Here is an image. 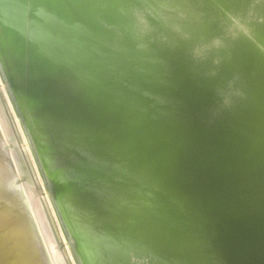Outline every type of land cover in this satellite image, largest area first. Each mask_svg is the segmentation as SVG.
<instances>
[{
    "label": "bare ground",
    "instance_id": "bare-ground-1",
    "mask_svg": "<svg viewBox=\"0 0 264 264\" xmlns=\"http://www.w3.org/2000/svg\"><path fill=\"white\" fill-rule=\"evenodd\" d=\"M212 1L0 0V55L6 61L5 71L7 69L12 77L20 78L23 85L17 87L20 92L19 100L16 99L18 108L13 103L11 106L15 112L22 113L30 136V140L28 137L23 140L15 131L14 142L17 140L20 147L16 150L24 161L27 160L24 149L27 143L39 154L45 178L42 174L39 184L36 181V192H40L41 197L42 185L49 184L53 208L57 204L56 198L62 207H58L59 214L63 210L68 213L69 231L74 237L71 250L77 251H72L74 264H206L208 258L205 254L213 252L219 243L228 247L231 258L238 264H264V188L258 189L262 184L264 186V158L260 165H257L258 160H253L264 149V135H248L235 127L243 115L237 112L240 102H257L248 99L246 94H239L233 85L220 84L222 76L244 72L225 70L228 63L224 53L213 45H206L210 41L226 43L241 31L237 24L234 26L227 17L221 16L220 6L237 16L241 26L249 29L254 26L251 23L255 21L252 8L248 6L253 0H217V5ZM78 3L82 4L80 15L76 12ZM261 6L264 11V1ZM85 10L92 11L94 18H90ZM177 28H188L192 32L181 38ZM92 39L100 49L93 51ZM202 46H207L206 57L217 59V65H212L205 74L203 84L202 80H196L202 87L199 85L200 92L198 86L195 87L199 94H195L196 99L191 98L192 101L193 88L187 86L193 78L187 70L197 58H189L197 57V51L193 49ZM181 49L188 50L186 54L193 50L195 54L192 51L188 54L190 57L185 53L182 56L185 50ZM121 65L126 66L125 72L136 75L141 72L140 78L144 77L142 80L148 83V89L140 94L142 107L134 106L138 110L130 108L126 112L116 104L119 109H124V116L119 110L120 115L111 111L122 86ZM183 74L185 77L189 75L188 82L179 79ZM126 78L128 75L123 74L122 80L132 81V77ZM193 80L195 82V77ZM185 82L187 86L183 84ZM158 87L162 90L155 93ZM100 88L103 91L116 89L117 94L114 92L115 96H112L109 91L111 96H104L108 91L103 95L98 92ZM77 93L83 97L77 98ZM73 95L76 98H71ZM2 101L9 116L11 110L5 99ZM52 102L56 104L49 105ZM46 106L48 108L44 111L38 109ZM111 113L116 116L113 121L108 118ZM146 120L151 124L149 127ZM23 132L25 135L24 127ZM43 137L53 141L54 144L49 142L54 146H47L49 143ZM255 139V149L252 157L247 159L248 165H239L233 175L223 170L222 164L216 163L218 165L211 167L206 165L208 172L213 173L205 175L200 171L204 179L197 176L200 170L197 165L224 160V157H218L230 154L232 150L240 151L248 141ZM217 166H221V170ZM195 167L199 170L193 174L201 184L193 181L199 186H190L192 190L187 191L189 187L185 189L179 183L190 193L189 196L178 186L188 197L177 195L178 199L171 198L170 202L166 195L163 196L166 197L164 200L167 199L163 200L164 203L155 202L156 196L163 195L166 189L168 196L171 194L169 179L177 174L191 178L185 181L190 182L188 186L192 185L191 181L195 179L187 175ZM225 168L228 170V166ZM188 169L191 173H184ZM12 171L11 164L0 157V219L10 224L9 229L1 234H9L16 240L13 245L6 244L2 251L4 245L0 239V264H39L34 261V252L30 253L28 249L33 247L29 209L24 207L19 193L8 181L7 175ZM216 171L219 172L216 176L221 175V181L214 176L217 182L210 184L215 180L211 181V176ZM255 175L261 177L260 182ZM141 190L149 192L143 191L142 194ZM159 192L163 194L159 195ZM180 192L174 193V197ZM114 194L119 195L114 198L117 202L123 204L124 200L126 206L130 201L132 203L128 208L118 203L121 208H115L111 215L107 212L95 216L83 228H80L82 224L78 225L79 228L75 225L78 223L74 219L78 216L76 214L82 211L84 216L94 201L95 208L96 201L100 206L103 197L107 196L109 200ZM41 199L39 204L49 224L48 229H52L54 241L61 243L52 228V215ZM242 200H247L245 205L234 206ZM108 204H103L105 207L102 208L107 209ZM58 208L55 206L54 210ZM74 208L76 214L72 211ZM95 209L92 214L99 213ZM14 231L17 232L13 234ZM104 247L106 252L114 255L113 261L105 256Z\"/></svg>",
    "mask_w": 264,
    "mask_h": 264
},
{
    "label": "rangeland",
    "instance_id": "rangeland-1",
    "mask_svg": "<svg viewBox=\"0 0 264 264\" xmlns=\"http://www.w3.org/2000/svg\"><path fill=\"white\" fill-rule=\"evenodd\" d=\"M212 1V0H211ZM263 1L264 0H253V2H254V4H253V2H252V4H250V5H248L250 8H252V11H251V13L253 14V16H254V19L253 20H255L254 22L252 21L251 23L254 25V26H252V27H250V29L248 28V27H246V26H241L242 24L241 23H239L240 21L238 20V17L237 16H235V15H233L231 12H229L230 10L228 9V8H225V7H222V6H220L221 7V9H220V13L222 14L221 16L222 17H224V18H228L229 19V22H230V24L232 23L234 26L236 25L238 28H239V30H241L240 31V33H238L239 35H237V36H235V37H231L230 39H228V40H226V43H220V42H214V41H210V42H208L206 45L207 46H209V45H213V46H215L216 48H217V50L218 49H220L223 53H224V56H225V60L227 61V63H228V65L226 66V67H224V69L225 70H228V71H242V72H244V73H242V74H236V73H231V74H228V75H226V76H222L221 78H222V81L220 82V84L221 85H223V86H230V85H233L234 86V89L239 93V94H246L247 96H248V99H251V100H253L254 102H257V103H251V104H246L245 102H243V101H241L240 102V104L238 105V107H237V112L240 114H243L242 115V119H241V117L236 121V123H235V127H237L236 129H238L240 132H244V133H246V134H248V135H251V134H260V135H264V120H262V119H264V31H263V29H264V11H261V10H263V8H261L262 6V4H263ZM214 4H216V2H217V0H213L212 1ZM213 4V5H214ZM218 4V3H217ZM216 4V5H217ZM78 7H77V15H80L81 13H82V4L81 3H78ZM220 5V4H219ZM253 6V7H252ZM226 9V10H225ZM225 11V13H224V11ZM88 14H89V16H90V18H94V13L92 12V11H87V10H85ZM168 11H170V13H176L177 14V12H174L173 10H168ZM225 14V15H224ZM229 14V15H228ZM229 16V17H228ZM231 17V18H230ZM235 17V18H234ZM233 18V19H232ZM235 19V20H234ZM152 20V19H151ZM236 20H238V21H236ZM153 21V20H152ZM151 21V22H152ZM250 23V24H251ZM213 25V24H212ZM211 26V25H210ZM214 26V25H213ZM241 26V27H240ZM241 28V29H240ZM188 28H185V30L183 29V28H177V31H178V33L180 32V36H182L181 38H184L186 35L188 36V35H190V33L192 32H190L189 30H187ZM185 32H184V31ZM236 38V39H235ZM207 46H205V48H203V46L200 48V47H197V48H195V49H193L194 51H197V52H195L196 54H197V57H196V55H193V56H189L188 54H190L191 52H189V53H185V52H188V50H186V49H181L182 51H184L183 52V55H182V53H180V51L181 50H179V55H182V56H185V54L186 55H188L190 58L189 59H195V58H197L196 59V61L194 60V62H192V64H193V66H192V68H190L191 67V65H190V67L188 68V70H187V72L189 73V75H190V77H192L193 79H194V77H195V82H196V80L198 81V79H199V81H201L202 82V84H203V79H205L206 77V75L205 74H207V72H209V70H210V68L212 67V65H217V59H215V58H213V57H206V55H205V53H206V51H207ZM123 48H125V47H123ZM92 49H93V51H95V50H98V49H100V45H98L97 43H95L94 42V40L92 39ZM200 50V51H199ZM194 51H193V53H194ZM185 53V54H184ZM192 53V54H193ZM194 53V54H195ZM191 54V55H192ZM188 56H186V57H188ZM195 56V58H193ZM0 104L2 105V107H1V105H0V124L2 125V128H1V125H0V157L2 158V159H4V160H6L7 161V163H10L11 164V168H13V171H12V173L11 172H9V174L7 175L8 176V181H9V184L10 185H13L14 187H15V189H16V191L19 193L18 195H19V198L23 201V203H24V207H26V208H28L29 209V215H30V222H31V225H30V227H31V238H30V241H31V245L33 244V247L32 246H29L28 247V249H29V251H30V253L33 251L34 252V254H35V256H33L34 257V261H36V262H38L39 264H52V262H53V264H74L73 263V260H74V258H73V250H71V248H72V245H73V242H71L72 241V239L74 238L73 237V234L69 231L70 229H69V221H67V219L69 220V218H67V212L66 211H64L65 212V214H66V216L64 215V212L62 211V209H61V211H62V214H63V216L64 217H61V215L59 214L60 213V210H59V208L61 207L59 204H58V201H57V199L56 198H54L55 200V203H57L56 205H54V208H53V203H52V199L53 198H51V196L49 195V193H48V190L50 189V185L49 184H47V185H42V194L43 195H41V197H40V192H36V183L38 182V181H40V177L42 176V174H43V177H44V173H43V167H42V162H41V159H40V157H39V154H37V151H36V149L34 148V146L33 147H29L28 146V143L27 144H25V146H24V149H26L25 151H26V155H27V160H23L20 156H19V153H18V151L16 150V149H20V147H19V143L17 142V140H16V142H14V137H13V133L15 134V131L16 132H18V134H21L20 136H21V138L23 139V140H25L27 137V139L28 140H30V136H29V134H28V130L26 129V127H25V121H23V116H22V113L19 111V110H16V112H17V115H16V112L14 111V109L12 108V103L14 104V107L17 109L18 108V105H17V100H19V94L18 93H20L19 91H18V88L17 87H19L18 86V84H21L22 85V81L20 80V78H18V77H12V75L11 74H9V72H8V70L6 69V71H5V69H4V65H6V61L3 59V55H0ZM199 57V58H198ZM192 60H190V61H192ZM196 62V63H195ZM215 62V63H214ZM1 64H2V66H3V69H2V66H1ZM235 64V65H234ZM127 65V64H126ZM237 65V66H236ZM122 66V67H121ZM121 66H119L118 68L119 69H121V71H123V74H125V77H127V75H128V78H126V79H129V77H130V79H131V77H132V81H126L125 79L124 80H122V75L123 74H121V88H120V90H121V92H120V90H118V94H121V96H122V98H120L121 96H119L116 92H115V90H113V89H109V91H111L112 92V96H115V95H113L114 94V92H115V94H117L116 96H115V102H114V104L113 105H115V106H119V108H121V107H123V108H125V111L127 110L128 111V109L130 110V108H135L134 106H139V108H141L142 106L139 104V99H140V94L143 92H145V90L146 89H148L147 87V82L145 81V79H144V81L142 80L143 78H140V77H142V75H141V72H140V74L139 73H137V75L134 73V74H132V73H130V72H128L127 70H128V68H127V72L128 73H130V74H128L127 72H125V69H126V66L125 65H121ZM196 66V67H195ZM195 68V70H194V68ZM196 68H197V70H196ZM190 69H192V70H190ZM3 70V71H2ZM194 70V71H193ZM198 71V72H197ZM191 72V73H190ZM193 72H194V74H193ZM198 74H197V73ZM127 73V74H126ZM14 75V74H13ZM130 75V76H129ZM133 75V76H132ZM141 75V76H140ZM189 75H187L186 77H185V75L183 74V76L181 75V77H179V79H181V82H182V80H183V82L184 81H187L188 82V79H189ZM193 75H194V77H193ZM185 77V78H184ZM3 79V80H2ZM142 81H141V80ZM187 79V80H186ZM190 80L189 82H188V84L189 83H191V84H193V85H191V84H187V82H185V83H183L184 85L186 84V86L187 87H189V86H191V87H189L190 89L191 88H193L194 89V91H193V89L191 90V97H190V99L192 98L193 100H195L196 98H194L193 96H195L196 97V95L195 94H199V92H200V86L199 85H201V87H202V84H201V82H196V85L194 84L195 82H194V80ZM2 80V81H1ZM193 81V82H192ZM142 84H141V83ZM144 82V83H143ZM146 83V84H145ZM144 85H146V87L144 86ZM23 86V85H22ZM193 86V87H192ZM198 86V90H199V92H198V90H196L197 88H195V87H197ZM56 87H59V86H56ZM144 87H145V89H144ZM8 88V89H7ZM157 89H159V87L157 88ZM155 90V93H157L158 91H160L161 92V90L159 89V90ZM6 90V91H5ZM98 90V89H97ZM102 90V91H101ZM104 89H99L98 90V92L100 91V93H103V95H104V92L105 91H108V90H105V91H103ZM10 91V92H9ZM105 92L106 94L107 93H109V94H105L104 96H111L110 95V92ZM117 91V90H116ZM159 92V93H160ZM193 92V93H192ZM195 92V93H194ZM7 93V94H6ZM161 94V93H160ZM192 94H194V95H192ZM8 97H7V96ZM77 95L79 96V95H81V94H78L77 93ZM6 96V97H5ZM77 96V98H80V97H83L82 95L81 96H79L78 97ZM119 96V97H118ZM1 97H2V99H1ZM76 98V96L75 95H73V96H71V98ZM8 98V99H7ZM3 99H5V101H6V105H7V107H8V109H9V111H10V117L7 115V111H6V108H5V106H4V103H3ZM17 99V100H16ZM121 99H122V101H121ZM191 99V100H192ZM63 100H65V98L63 99ZM144 100V99H143ZM192 100V101H193ZM9 101H11V102H9ZM141 101V100H140ZM145 101H147V98L144 100V102ZM262 101V102H261ZM58 102V101H57ZM8 103V104H7ZM54 103L56 104V102H52L51 104H49V105H52L53 104V106H54ZM119 103H120V105H119ZM124 104V106H123V104ZM117 104V105H116ZM137 104V105H136ZM145 104V103H144ZM259 104H260V106H259ZM9 105V106H8ZM112 105V106H113ZM143 105V104H142ZM114 106V108L112 107V109L113 110H111L112 111V113H113V111H114V113H116V111H117V113H116V115L117 114H119V111H120V113H121V115L122 116H124V115H126V114H124V113H126L125 111H123L124 109L122 108V110L121 109H119L118 108V106H117V109H116V107ZM121 106V107H120ZM133 106V107H132ZM10 107V108H9ZM48 108V106H46V107H40V108H38V109H43L42 111H44V109H47ZM138 108V107H137ZM115 109V110H114ZM136 109V108H135ZM259 109V110H258ZM3 110V111H2ZM119 110V111H118ZM136 110H138V109H136ZM39 111V110H38ZM110 111V112H111ZM251 111V112H250ZM14 112V113H13ZM39 112H41V111H39ZM124 112V113H123ZM110 114L109 116H108V118L110 119V118H112V120L111 121H113L115 118L114 117H116V116H114L113 114ZM13 114V115H12ZM124 114V115H123ZM240 114V115H241ZM120 115V114H119ZM12 120V121H11ZM109 120V121H110ZM108 121V122H109ZM110 121V122H111ZM9 124V125H8ZM15 127V128H13V126ZM19 125V126H18ZM247 125V126H246ZM260 126H262V128L261 129H257L258 127H260ZM20 127V128H19ZM23 127H24V129H25V132H26V134L24 135V132H23ZM18 128V129H17ZM12 131H11V130ZM15 129V130H14ZM18 130V131H17ZM19 131H21L20 133H19ZM239 132V133H240ZM251 132V133H250ZM4 134H5V136H4ZM23 135V136H22ZM26 136V137H25ZM5 137V138H4ZM44 138V137H43ZM44 139H46L45 140V142L48 144L49 143V145H47V146H54V145H51L52 143H53V141H51L50 139H47V138H44ZM6 141H7V143H6ZM49 141H51V142H49ZM25 142V141H24ZM23 141H22V143H24ZM256 142V139L255 140H250V141H248V143L244 146V148L242 149V150H240V151H236V150H232V152H230V154L228 153V154H226V155H223V156H220V157H218L219 159H222V157H224V160L222 159V160H216V161H214L213 163L211 162V164L210 163H207V164H201V166L202 165H204L205 166V170H207V168L208 167H211L213 164H215V165H220V164H222L221 166H222V169L223 170H226V171H228L229 172V174L230 175H233L234 173H235V170L237 169V167H240L241 165H248L247 164V159L249 158V157H252V155H253V151H254V149H255V146H254V143ZM54 144V143H53ZM18 145V146H17ZM253 145V146H252ZM7 146V147H6ZM26 147V148H25ZM27 147H28V149H27ZM49 147H48V149H49ZM52 147H50V148H52ZM32 148V149H31ZM249 148V149H248ZM9 151H10V153H9ZM244 151V152H243ZM241 152V153H240ZM244 154H243V153ZM30 153V154H29ZM35 153V154H34ZM29 154V155H28ZM12 156V157H11ZM227 156V157H226ZM228 156H229V158H228ZM11 158H12V160H11ZM30 160H29V159ZM217 158V159H218ZM227 158V159H226ZM264 158V149L263 150H260V153L259 154H257L256 155V157L253 159V160H255V161H259L258 163H257V165H260V160L261 159H263ZM24 161V162H23ZM233 161H237L238 163L235 165L234 163H236V162H234L233 163ZM14 162V163H13ZM29 162V163H28ZM251 162H254V161H251ZM216 163H218V164H216ZM227 164L225 167H227L228 166V170L223 166L224 164ZM25 164V165H24ZM229 164H231V167H230V165ZM232 164H234L235 166H233ZM8 165V164H7ZM13 165H14V167H13ZM206 165H209L208 167L206 166ZM240 165V166H239ZM199 166V169L197 168ZM200 166V164L199 165H197V167H195L194 169H192V173H191V169H190V171H189V169H188V171L186 170L184 173H191V174H188L187 176L188 177H191V176H193V178L192 179H195V180H192L191 181V184L192 185H189L188 186V183H190V182H188V181H190V179L189 178H187L186 177V175H185V177H184V174L182 175V173H180L181 174V176H182V178L180 177V174L178 175V178H177V175H176V177H173V178H170L169 180H170V182L169 183H171V185L168 183V185L169 186H172V189H174L173 191V194H172V189L169 191V193H171V194H169V196H168V191H167V189H166V191L165 192H167L166 194H165V192H164V194L162 193V192H159V195L160 194H163V195H160V197L157 195V193H156V191H153L152 192V194L153 193H155V194H153V195H155L156 196V198H155V196L153 197V199L155 198V202H157L158 201V203H164L167 199H168V201H172L171 200V198H177L179 195L181 196V197H183V198H186V196H187V194L186 193H184V194H186V195H184L183 193H182V191L180 192V188L179 187H181L180 186V184L181 185H183L184 186V188L185 189H187L186 187H189L188 189H187V191H190V190H192L191 189V187L190 186H192V188H194V187H198L199 186V184H201V183H199L198 181H200L201 182V180L199 179V180H197L198 179V177H199V175H200V171H203V172H201L202 174L204 173L205 175H207V172H208V170L207 171H205V170H202V169H204V166H202L201 167ZM214 166V165H213ZM221 166H217L218 167V169H220L221 170ZM27 167H29V168H27ZM220 167V168H219ZM224 167V168H223ZM34 168H36V169H34ZM40 168V169H39ZM202 168V169H201ZM230 168V169H229ZM196 169V170H195ZM18 171V175H17V171ZM34 170V171H33ZM42 170V171H41ZM199 170V172H194V171H198ZM220 170H218V171H220ZM37 171V172H36ZM218 171H216L215 173H214V175L212 174V178H211V181H212V179H215L216 177L218 178L217 180H219V181H221L220 180V177H221V175H217L216 176V174H218L219 172ZM237 171V170H236ZM37 174V175H35V173ZM214 172V171H213ZM213 172H208V174L210 173H213ZM186 173V174H187ZM197 174V176L198 177H195V175L194 174ZM220 174H222L221 172H220ZM33 176V177H32ZM35 176V177H34ZM37 176V177H36ZM202 176H204V175H200V178H202V179H204V177H202ZM214 176H215V178H214ZM180 177V178H179ZM184 177V178H183ZM255 177H257L256 175H255ZM17 178V179H16ZM31 178H34V179H31ZM40 178V179H39ZM45 178V177H44ZM187 178V179H186ZM261 178V177H260ZM259 177H257V179H258V181L260 180L261 181V179H260ZM22 179V180H21ZM47 179V178H46ZM176 179V180H175ZM178 179H181V181L180 180H178ZM184 179V180H183ZM185 179L186 180H188L187 182L185 181ZM256 179V180H257ZM18 180V181H17ZM172 180V181H171ZM173 180H175V181H173ZM197 180V181H196ZM216 180V179H215ZM215 180H213L210 184H212V183H216L217 182V180L215 181ZM32 181V182H31ZM37 181V182H36ZM176 181L178 182V184L176 183ZM193 181H196L197 183H199V184H197L196 183V185H198V186H195L194 184H193ZM223 181V180H222ZM259 181V182H260ZM173 182V183H172ZM175 182V183H174ZM202 182H203V180H202ZM180 183V184H179ZM184 183V184H183ZM185 183H187V186H186V184ZM38 184H39V182H38ZM173 184H175V185H173ZM23 185V186H22ZM263 185V184H262ZM261 185V187L260 188H258V189H263L264 188V186H262ZM175 186H179L178 188L177 187H175ZM45 187V188H44ZM263 187V188H262ZM41 188V187H40ZM181 188H183V187H181ZM184 188L182 189L183 191H185V192H187L186 190H184ZM35 189V190H34ZM148 189H150V188H148ZM176 189V190H175ZM178 189V190H177ZM30 190V191H29ZM146 190V189H145ZM169 190V189H168ZM144 191V190H143ZM143 191L141 190L140 192L143 194ZM180 192V193H177V194H175L176 195V197H174V193H176V192ZM47 192V193H46ZM140 192H139V194H140ZM145 192V191H144ZM147 192V194H148V190L146 191ZM145 192V193H146ZM150 192H151V190H150ZM158 192V191H157ZM31 193V194H30ZM35 193H38V194H35ZM185 196H183L182 194ZM188 193V196L190 195V193L189 192H187ZM191 193H192V191H191ZM23 194H25V195H23ZM38 196V198H37V196ZM47 195V196H46ZM115 195V194H114ZM113 195V198H112V196H109V200H108V197L106 198H104L103 197V199H101V205L99 206L98 204H100V202L97 204V201H96V204H95V208L93 207L94 206V203H95V201H94V203L91 205L92 207H93V210L90 208V213L88 212V211H85V214H84V216H83V214L81 213L82 211H80L78 214H76L77 213V209H75L74 208V210L72 209V211H74V212H72L71 211V209H70V211H71V213L73 214H76L75 216H77L76 218H74L75 219V221H76V219H77V221L75 222V223H79V221L80 222H83V223H80V224H75V225H81V227L80 226H78V228L80 227V228H83V226H86V225H88L89 223H91L92 221L91 220H93V219H95L96 217L95 216H100V215H102L103 213H104V215L108 212V213H110V215L114 212V211H116L115 210V208L117 209L118 208V206H119V204L118 203H120V201H116L114 198H118L119 197V195H115L114 196ZM144 195H146V194H144ZM167 195V199H165L164 200V198H166V197H163V196H166ZM178 195V196H177ZM26 196V197H25ZM33 196V197H32ZM117 196V197H116ZM187 196V197H188ZM158 197V198H157ZM181 197H179V199H183V198H181ZM42 198V199H41ZM71 198V197H70ZM69 198V199H70ZM112 200H111V199ZM162 199V202H160L161 201V199ZM246 198V197H245ZM27 199V200H26ZM36 199V200H35ZM40 199H41V201L43 200L44 202H45V205L48 207V211H49V215H52V216H50V221L52 222V224H53V227L52 228H54L55 230V233H56V236H58V238H59V240L61 241V243L60 242H58L57 240H56V242L54 241V239H53V236H52V229L51 228H49L48 229V227H49V224H47V222H46V220H45V217H44V215H43V210H42V208H41V206H40ZM72 199V198H71ZM106 199H107V201H106ZM125 199V198H124ZM160 199V200H159ZM170 199V200H169ZM178 199V198H177ZM28 202H26V201ZM38 200V201H37ZM47 200V201H46ZM110 200L113 202V204H110V203H112V202H110ZM116 201V203H115V201ZM128 200V199H127ZM131 200V199H130ZM129 200V201H130ZM163 200H164V202H163ZM49 201V202H48ZM57 201V202H56ZM99 201H100V199H99ZM123 202V204H121V206L123 205V207H125V208H128V205H130L131 203L129 202L128 203V201H127V206H126V204L124 205V200H122ZM247 200H245L244 202H243V200L242 201H240V202H242V203H240V202H237V204L236 203H234V206H236V205H241L242 204V206L243 205H245V202H246ZM48 202V203H47ZM103 202H105V203H103ZM28 205H27V204ZM50 203V204H49ZM110 205H109V204ZM126 203V202H125ZM244 203V204H243ZM30 204V205H29ZM43 204V203H42ZM103 204H108V207H107V209L106 208H102V207H105V205H103ZM116 204V205H115ZM58 205V206H57ZM97 205H98V207H97ZM113 205V208L111 207ZM114 205H115V207H114ZM233 205V204H232ZM29 206H31V207H29ZM55 206L58 208L56 211L54 210L55 209ZM121 206H119V208H121ZM32 207H34V208H32ZM46 207V208H47ZM101 207V208H100ZM111 207V208H110ZM62 208V207H61ZM97 208H100V209H103V211L102 210H100V209H97ZM31 209V210H30ZM94 209H95V211H96V213H97V211L99 212V213H97V214H92L93 212H94ZM105 209H106V212H105ZM113 209V210H112ZM122 209H124V208H122ZM35 211V212H34ZM93 211V212H92ZM92 212V213H91ZM101 212V213H100ZM34 214L33 216H31V214ZM52 213V214H51ZM91 216H87L88 214ZM93 216H92V215ZM54 215V216H53ZM81 215V216H80ZM34 216H36L35 217V219H34ZM51 217H54V218H51ZM69 217V216H68ZM84 217H86V219L84 218ZM33 218V219H32ZM66 218V219H65ZM84 219V220H82V219ZM89 220H88V219ZM91 218V219H90ZM52 219V220H51ZM73 219V220H74ZM55 220V221H54ZM33 221H35V222H33ZM86 221V222H85ZM38 222V223H37ZM36 224V225H35ZM84 224H86V225H84ZM124 225H125V223H123ZM129 224V223H128ZM56 225V226H55ZM37 226V227H36ZM126 226H127V224H126ZM37 229H39V232L37 231ZM51 229V230H50ZM58 230V231H57ZM41 232V233H40ZM61 232V233H60ZM40 234V236H39V234ZM67 235V236H66ZM42 238V239H41ZM63 239V240H62ZM43 240V241H42ZM45 241V242H44ZM55 243H54V242ZM44 242V243H43ZM68 242V243H67ZM49 243V244H48ZM51 243V244H50ZM54 243V244H53ZM44 244V245H43ZM50 245V246H49ZM55 245V246H54ZM71 245V246H70ZM221 245H222V243H221ZM221 245H220V243L217 245V247H215V249H214V251L212 252H207L205 255H207V262H206V264H238L237 262H235L234 261V259L233 258H231V256H230V252H229V249H226V245H222V247H221ZM44 246V247H43ZM64 246V247H63ZM53 247H54V249H53ZM105 248V252L107 251V248L106 247H104ZM228 248V247H227ZM65 251H64V250ZM70 251H68V250ZM74 249V248H73ZM49 250V251H48ZM56 250V251H55ZM74 251L75 252H77L76 251V249H74ZM107 254L105 255V256H107V259L109 260V261H113L114 260V255L113 254H111V252H110V254H109V252H106ZM42 254V255H41ZM72 254V255H71ZM48 255H50V256H48ZM110 255V256H109ZM64 256H65V258H64ZM62 257V258H61ZM68 257V259H66ZM72 258V259H71ZM52 259V260H51ZM59 261V262H58ZM64 261V262H63ZM67 261H68V263H67ZM71 263H70V262Z\"/></svg>",
    "mask_w": 264,
    "mask_h": 264
},
{
    "label": "water",
    "instance_id": "water-1",
    "mask_svg": "<svg viewBox=\"0 0 264 264\" xmlns=\"http://www.w3.org/2000/svg\"><path fill=\"white\" fill-rule=\"evenodd\" d=\"M146 123H147V126H148V124L149 125H151L150 123H148V121L146 120L145 121ZM157 124H158V122H156ZM153 125V124H152ZM149 127V126H148ZM233 133L237 136V132L235 131H233ZM239 135V134H238ZM234 137V136H233ZM241 137V136H240ZM8 222V223H7ZM7 222H4L3 220H1L0 219V239H1V241H2V246L4 245V248L2 249V251L3 250H5V247H6V244L7 245H13V243H14V241H16V240H14V237H12V236H9V234H7V235H2L1 234V231L2 232H4L5 230H7V229H9V226H10V224H9V221H7ZM3 228H6V229H3ZM12 231V230H11ZM15 232H17V231H14V233L13 234H15ZM17 237H15V239H16ZM18 239V238H17ZM1 246V247H2ZM74 250V249H73Z\"/></svg>",
    "mask_w": 264,
    "mask_h": 264
}]
</instances>
